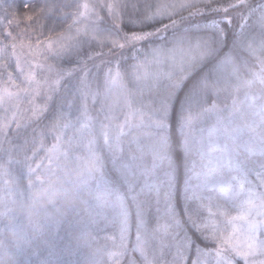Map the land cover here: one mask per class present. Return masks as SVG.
<instances>
[{"label":"snow or ice","instance_id":"snow-or-ice-1","mask_svg":"<svg viewBox=\"0 0 264 264\" xmlns=\"http://www.w3.org/2000/svg\"><path fill=\"white\" fill-rule=\"evenodd\" d=\"M248 4L249 0L231 5L209 3L210 12L200 8L181 19L173 18L175 13L169 14L164 5L146 18H130V23L138 26L157 18L167 19V23L149 31H127L130 41L141 43L186 19L221 14L205 25L198 24L194 31L153 46L150 55L135 60L127 71H122L119 60L92 63L103 52L83 55L82 48L71 47V35L38 41L40 53H71L76 61L64 68L48 65L51 75L36 89V96H42V100L33 104L29 121L38 127L30 140L25 137L16 146V151L27 159L31 143L32 156L43 148L51 163L70 130L78 131L81 141L87 139L95 171V195L88 202L87 215L111 242L112 264H264V259H257L264 257L258 243L264 221L251 223L249 232L241 238L238 227L224 233L218 230L215 220L209 222L207 218L209 210L217 207L212 193L222 167L238 166L245 172L252 169L253 179L257 173L264 176V154L256 159L245 158L246 141L254 136L252 126L241 115L243 104L238 97L231 103L221 102L222 93L239 74V61L250 50L264 53V35L250 42L251 30L246 31L251 8L247 14H230ZM25 9H29L27 5ZM54 10L55 5L39 7L30 23ZM118 15L119 22L114 26L123 30V14ZM235 17L239 18L240 33L233 46L223 52L227 31L222 25H232ZM112 43L125 47L119 41ZM213 58L210 72L201 74L185 90L190 74ZM101 79L112 85L123 82V119L114 115L111 105L101 101ZM98 101L100 107L94 115L89 105L95 106ZM257 115L264 117V107ZM258 127H264V120ZM75 138L69 137V142ZM180 161L184 165L182 175Z\"/></svg>","mask_w":264,"mask_h":264},{"label":"trees","instance_id":"trees-1","mask_svg":"<svg viewBox=\"0 0 264 264\" xmlns=\"http://www.w3.org/2000/svg\"><path fill=\"white\" fill-rule=\"evenodd\" d=\"M83 2L93 8V24L73 49L82 48L83 55H87L89 51L103 52L104 55L92 63H99L101 60H119L122 71L129 70V66L133 65L135 60L149 55L153 46L166 44L174 35L194 31L198 24L205 25L208 20L221 15L206 13L204 17L186 19L139 43L129 41L127 31H149L167 23V19L157 18L138 26L130 23V18H146L150 12L157 9L161 0H0V40L8 48L21 45L36 47L38 41L64 35L68 32L75 19V13ZM238 2L239 0H212L209 3L215 6ZM209 3L205 4V10L210 12ZM25 5L29 9L26 10ZM48 5H55V10L51 14L40 15L38 20L30 23V18L36 14L39 7ZM262 6L264 0H249L248 6L234 9L230 13L231 15L240 12L247 14L249 7L251 8L248 29H246V31L251 30L250 42L264 35ZM118 13L123 14L125 22L123 30L114 26L119 22ZM189 13L190 10H184L173 18L181 19ZM222 26L227 31V39L222 45L223 52H227L240 33L239 18L235 17L232 25ZM9 30L11 35H6ZM112 41H119L125 47L121 49L114 46ZM48 57L61 68L68 67L76 61L75 55L71 53L57 56L48 52ZM241 57H244V53H241ZM214 62V58L209 59L190 74L185 81L184 89L191 87L201 74L210 72ZM239 64L240 71L248 74L257 66V58L250 51L246 58L239 61ZM92 71L95 73L96 69L93 68ZM103 71L102 65L101 74ZM108 83L101 79V101L111 105L109 92L104 95ZM223 94L221 101L224 98ZM121 105L120 101L111 106L114 107L115 116L123 119ZM89 107L94 113L99 109L100 101L95 106L89 105ZM26 125L8 129L0 136V173L8 166L16 175L18 181L16 183L23 191L18 207H11L7 213L0 216V264H112L111 242L106 239L103 231L92 225L87 215L88 202L95 195L92 191L94 168L91 172L85 170L83 173L73 171L69 164H65L64 168H56L54 165L49 168L47 164L42 163L47 155L44 149L41 148L36 156H32L31 143L28 145L26 159L24 153L16 151V146L22 144L25 137L30 140L33 129L38 127L35 122ZM52 142V137H49L48 143ZM178 168L182 175L184 171L182 161L178 163ZM6 182L0 181V187ZM217 191L214 193L219 199Z\"/></svg>","mask_w":264,"mask_h":264},{"label":"rangeland","instance_id":"rangeland-1","mask_svg":"<svg viewBox=\"0 0 264 264\" xmlns=\"http://www.w3.org/2000/svg\"><path fill=\"white\" fill-rule=\"evenodd\" d=\"M211 1L161 0L157 8L166 5L169 14L177 15L184 10L191 12L200 8L205 9V4ZM92 13L93 8L83 2L75 13V19L68 32L54 39L71 35L73 39L70 44L74 48L92 26L94 19ZM251 52L257 58V66L248 74L239 69L237 78L228 91L224 92V98L221 101L223 103L226 100L231 103L234 97H238L243 104L241 115L252 126L254 136V139L246 141V159H256L264 154V144L261 143L264 140V127H258L264 117L257 115L258 109L264 107V75H261V60H264V53ZM50 53L58 56V53ZM48 65L56 64L49 59L47 51L39 52L38 45L36 47L21 45L8 48L0 40V136L8 129L29 125L33 104L42 100V96H36V89L38 86H42L43 82L51 75ZM107 90L111 95L110 104L114 106L121 101V113L124 114L126 102L123 83L115 85L108 83ZM120 91L122 92L119 93ZM246 97L247 102L244 103ZM135 102H139V97H136ZM93 114H97V109ZM100 118H102V114ZM79 135L80 133L75 130L66 133L65 140L52 162L49 163L46 155L42 163L47 164L49 168L51 165L56 168H64L65 164H69L68 166L73 171L91 172L93 155L87 147V139L81 141ZM73 136L76 138L69 142L68 138ZM253 171L249 169L245 172L238 166H225L220 169L214 185L220 198L217 199L216 194L212 193L217 201V207L214 210H209L207 216L209 222L216 221L219 231L228 233L234 227H238L237 234L243 238L249 232L251 223L264 221V176L257 173L253 179ZM16 178L8 166L0 173V181H7L0 187V216L7 213L11 207H18V203L22 199L23 191L16 183L18 182ZM221 211L224 213L223 215L219 214ZM260 232L261 239L258 243L264 249V224H261ZM251 234L255 236V230ZM257 259L261 260L264 257H257Z\"/></svg>","mask_w":264,"mask_h":264}]
</instances>
